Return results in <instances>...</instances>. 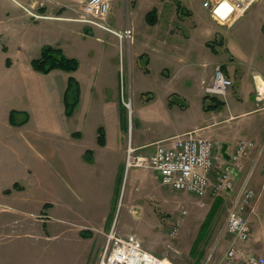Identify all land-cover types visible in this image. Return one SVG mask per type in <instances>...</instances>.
<instances>
[{"label": "rangeland", "instance_id": "rangeland-1", "mask_svg": "<svg viewBox=\"0 0 264 264\" xmlns=\"http://www.w3.org/2000/svg\"><path fill=\"white\" fill-rule=\"evenodd\" d=\"M113 1L112 8L110 2L111 26L116 30L130 26L134 30V39L131 43L124 41L122 46L114 32L85 23L82 28L58 20L25 24V18L18 12L20 6L14 0H0V115H3L6 104L10 108H23L27 104L18 67L21 62L31 67V59L41 54L43 45L51 44L79 61L78 70L72 74L82 78L85 84L100 73L102 77L104 74L114 77L116 71L119 72L121 97L128 111V128L121 134L125 141L132 133V125L136 132L155 135L167 130L180 132L183 127H193L194 124L204 126L201 133L213 139L218 154H221L224 143H228L232 151L240 139H252L256 146L243 162L241 175L236 181V187H239L244 180H248L254 191L255 205L249 213L252 234L247 242L239 244L245 253L256 252L264 256V94H259L257 88L252 87L255 75H264V0L254 2L236 20L223 23L211 16L203 7L202 0ZM63 3L57 4L59 10L73 9L72 15L80 17L82 8L79 12L74 2ZM44 6L43 11L54 8L49 9V4ZM24 8L31 12L32 19L39 17L33 13L34 9ZM154 8L156 16L153 24H156L150 25L148 13ZM127 15H131L133 20L122 28L116 27L114 18H125ZM51 16L55 17L54 14ZM56 16L61 17V14ZM164 38L170 40L168 49L176 47L177 51L185 45L188 47L185 50L187 55L181 59L183 63H167V59L153 52V56L150 52L152 58L149 59L145 50L155 47L150 45H154L156 39ZM138 49L145 51L144 54L138 56L135 53ZM11 60L14 65L10 70L6 65L12 64ZM165 64L170 66L167 68ZM217 67H221L233 80L226 95L218 96L224 101L220 112L202 108L199 101V92L212 83L210 74L213 71L214 77ZM105 93L109 102L114 100L110 89ZM168 93L182 103L185 102L182 97H187L190 108L180 110L181 114L175 108L168 112ZM205 94L209 95L204 104L207 105L213 101V95ZM138 103L148 104L143 109L145 121L140 125H137V116L129 115L131 104L132 110L137 113L135 107ZM230 112L237 115L226 119ZM82 114L83 108L77 118H81ZM104 117L102 115L100 120ZM73 121L82 126L81 120ZM91 134L87 131L89 137ZM220 163L217 162L218 165ZM9 164L0 157V176L10 169L18 178V168ZM89 176L84 185L86 193L91 196L88 204L92 206L80 204L68 210L71 214L66 212L65 207H59L58 214L63 219L58 221L54 218L55 209L45 205L51 202V173L42 175L41 181L28 183L27 189L22 192L12 189V194L5 196L7 194L0 190V264H100L109 234L114 231L125 236L117 227L126 211L125 185L108 207L111 209L113 205L110 227L105 230L84 229L89 238V256L86 251L82 253L80 247L78 250L75 240H69L67 235L54 236L57 228H66V218L82 220L79 209L100 208L102 195L110 191L102 181L95 180L92 173ZM170 190L171 197L175 198V207L167 212H162L161 208L158 210L164 217L170 215L175 220L164 229V239L158 242V252L154 254L173 264H219L232 240L224 226L233 192H224L219 196L209 193L200 198L186 191L174 190L173 193L172 187H169ZM216 200L218 203L212 208ZM181 208L187 212L182 213ZM177 221L178 233L171 237L170 231ZM140 240L147 248L144 239Z\"/></svg>", "mask_w": 264, "mask_h": 264}, {"label": "crops", "instance_id": "crops-1", "mask_svg": "<svg viewBox=\"0 0 264 264\" xmlns=\"http://www.w3.org/2000/svg\"><path fill=\"white\" fill-rule=\"evenodd\" d=\"M69 1L75 3L78 11L82 8L79 0H14L20 6L18 12L25 18V24L40 23L42 20H58L82 28L84 22L79 20V16H73V9L72 11L69 8L59 10L57 7L58 3L65 2V4H68ZM45 4L47 6L49 4V9L50 7L54 8L43 11ZM24 7H29V10L34 9L33 13L39 17L32 19L31 12L29 10L27 12ZM110 12L111 9L105 18V22L111 26ZM57 13H60L61 17L56 16ZM53 14L55 17L51 16ZM114 20L116 22L115 26L122 28L126 23H130L133 18L131 15H127L125 18L119 16ZM149 24L155 25L156 23ZM169 41V38L156 39L154 45L150 46H160V48L152 47L145 50L149 54V59L152 58L150 52H153L160 54L163 59H167V63H183L184 60L181 59L187 55L185 50L188 47L185 45L184 48L177 51L175 46V48L168 49ZM120 46H122L121 43ZM140 49L135 50L138 56L145 52ZM176 57L177 59H175ZM34 58L36 57H33L31 61ZM11 62L12 64L6 65L9 69L14 65V61L11 60ZM164 66L169 67L170 65L165 64ZM7 72L9 73L8 70ZM17 73L21 85H23L22 93L27 97V104L23 108H10L6 104L3 115H0V157L4 162H10V166L18 168L20 174L17 178L14 171L10 169L1 173L0 190L7 195L3 194L5 196L11 195L12 189L22 192L27 189L28 183L41 181L42 175L49 172L51 173L52 196L51 202L45 205H48L49 209H55L54 218L58 221L63 219L58 214L59 207L62 209L65 207L66 212L71 214L72 212L68 210L80 204L87 207L92 206L88 204V199L91 196L86 193V186L84 185L89 181V173H92L95 180L99 179L110 190L106 195H102L100 208H87L84 211L79 209L82 220L79 221L74 217L64 218L68 222L66 228L61 230L59 229L61 227H59L54 231L56 237L67 235L69 240H75L78 250L80 247L81 252L86 251L85 253L89 256V238L84 229L95 230L94 228H97L105 230L110 227L113 205L111 209H108V207L111 206L115 196L125 185L126 211L122 222L117 224L118 230L122 235L136 234L144 239L147 250L157 253L158 242L161 239L163 240L165 236L164 229H167L169 224L175 220V217L171 218L170 215L164 217L158 209L161 208L162 212H167L170 208H174L175 198L171 197L170 193L172 191H169V186L162 184L161 176L156 170L146 167H127L128 147L132 145L140 153H152L157 143L165 141L169 144L171 142L169 139L186 131L198 129L202 135L201 129L204 126L194 124L193 127H183L179 130L180 132L167 130L162 131L160 134L150 135L144 133V131L136 132L135 126L132 125V133L128 141H125L121 134L128 128V111L121 97L122 85L118 71H116L114 77L108 74H104L102 77L100 73L99 76H94L86 84L82 78L77 76L81 88L80 100L71 115L66 113L64 102L69 72L55 69L49 73H41L34 70L32 66L30 67L28 63L21 62ZM258 76L264 80L263 74L255 75L253 89L258 87ZM212 79L213 71L210 74V81ZM109 89L114 97V100H110V102L105 97V92ZM205 93L204 87L199 92V101H201L204 109L207 100V98H203L206 96ZM170 95L171 93H168L166 102L168 112L175 108L177 113L181 114L180 110L190 108V101L187 97H182L185 100L182 103L175 101L176 99L174 98V100ZM147 106L148 104L138 103L135 107L137 113H135L131 104L129 115L137 116V118L135 117L137 125L145 121L143 109ZM223 107L208 110L220 112ZM82 108L83 114L81 118H77ZM13 109L25 112L27 114L26 122L22 124L11 123L10 113ZM102 115L105 117L100 120ZM236 115L230 112L226 119ZM73 119L76 121L81 120L82 126H78ZM101 127L105 137L103 144L99 142ZM87 131L92 133L91 137L87 135ZM228 146V143H224L221 149V155L225 159H228L231 153L230 146ZM15 184L18 186L15 187ZM7 189L12 192H7ZM217 203L218 200L214 202L212 208ZM177 222L179 223V221ZM64 232L65 234H63ZM146 239L149 240L146 241Z\"/></svg>", "mask_w": 264, "mask_h": 264}, {"label": "built area", "instance_id": "built-area-1", "mask_svg": "<svg viewBox=\"0 0 264 264\" xmlns=\"http://www.w3.org/2000/svg\"><path fill=\"white\" fill-rule=\"evenodd\" d=\"M258 0H202V5L211 16L223 23L236 20ZM111 0H79L82 13L79 20L114 32L121 45L124 41L134 39V30L128 26L116 30L105 22L110 10ZM233 85L221 67L214 72L212 83L205 86L208 94L226 95ZM259 94H263L257 87ZM168 144L165 141L156 144L152 153H140L136 147L129 145L127 167H146L156 170L165 186L178 191H186L200 198L212 193L219 196L232 191L225 228L232 236L225 254L219 264H264V256L256 252L245 253L240 242L251 238L249 213L254 209V191L244 180L236 187V180L241 175L243 162L250 155L256 144L252 139L242 138L234 146L228 159L215 150V142L196 130H189L173 137ZM217 162H221L220 165ZM230 166L231 169L227 167ZM182 213L186 209L181 208ZM177 223L170 231L174 237L178 233ZM156 254L143 247L140 238L135 234L121 236L112 231L105 247V254L100 264H161Z\"/></svg>", "mask_w": 264, "mask_h": 264}, {"label": "trees", "instance_id": "trees-1", "mask_svg": "<svg viewBox=\"0 0 264 264\" xmlns=\"http://www.w3.org/2000/svg\"><path fill=\"white\" fill-rule=\"evenodd\" d=\"M156 9L154 8L148 13V19L153 23L155 21ZM31 66L34 70L41 73H49L55 69L65 70L70 73L68 77V83L65 91L64 102L66 107V113L71 115L80 100V82L76 76L72 73L75 72L80 64L75 57L67 56L62 48L53 46L51 44H45L42 47L41 54L34 58L31 61ZM209 95H206V99ZM213 100L211 103L205 105V109H212L224 106V101L221 100L218 96H211ZM27 114L20 110L13 109L10 113V121L13 124H22L26 122ZM104 131L101 127L99 142L104 143ZM18 185L15 184V187ZM10 189H7V192H10Z\"/></svg>", "mask_w": 264, "mask_h": 264}, {"label": "bare ground", "instance_id": "bare-ground-1", "mask_svg": "<svg viewBox=\"0 0 264 264\" xmlns=\"http://www.w3.org/2000/svg\"><path fill=\"white\" fill-rule=\"evenodd\" d=\"M258 88L264 94V80L260 76H258ZM161 264H173V263H171L170 261H165L164 262L161 259Z\"/></svg>", "mask_w": 264, "mask_h": 264}, {"label": "water", "instance_id": "water-1", "mask_svg": "<svg viewBox=\"0 0 264 264\" xmlns=\"http://www.w3.org/2000/svg\"><path fill=\"white\" fill-rule=\"evenodd\" d=\"M227 168H228V169H231V167H230V166H228Z\"/></svg>", "mask_w": 264, "mask_h": 264}]
</instances>
